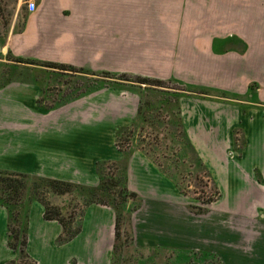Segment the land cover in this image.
<instances>
[{
  "label": "crops",
  "instance_id": "0c3cea01",
  "mask_svg": "<svg viewBox=\"0 0 264 264\" xmlns=\"http://www.w3.org/2000/svg\"><path fill=\"white\" fill-rule=\"evenodd\" d=\"M26 1L0 0L1 58L10 52L116 74H178L214 92L183 96L180 108L186 136L219 199L207 215H192L172 181L135 152L127 186L142 199L132 215L134 245L211 254L221 264H264V0H36L34 12ZM211 59L213 83L201 80L212 72ZM39 95L37 85L14 79L0 87V116L9 118L0 119V171L96 187L95 164L123 158L114 145V130L133 119L102 127L86 120L79 124L66 106L54 112L38 107ZM24 101L32 104L29 110L20 107ZM45 119H55L50 132ZM237 141L240 152L234 149ZM36 208L40 224L51 231L34 234L29 221L26 252L31 258V242L35 239L46 251L49 236L53 253L71 250L64 263L51 259L50 264H110L111 208L88 207L80 233L62 246L55 245L61 226L44 220L38 203L32 204L30 216ZM6 221L0 207V250L6 252L0 264L15 256L7 247Z\"/></svg>",
  "mask_w": 264,
  "mask_h": 264
},
{
  "label": "rangeland",
  "instance_id": "374dc122",
  "mask_svg": "<svg viewBox=\"0 0 264 264\" xmlns=\"http://www.w3.org/2000/svg\"><path fill=\"white\" fill-rule=\"evenodd\" d=\"M1 59L8 61V64L0 61V83L12 77L15 81L25 82V83L28 82L32 85H37L40 89L41 87L38 85V83L40 82L41 84L44 85L45 89L47 88L46 93L49 95L47 98L48 99L47 104L53 103L54 101H58V99L61 97L60 95L62 94V92L66 88H69V87L71 88L74 85L75 81L77 80L80 82L82 81V79H80L78 76H73L74 74H71V75L63 74L62 75L56 72H51V70H46L44 68H37L34 66H27L23 64H19L15 66V64L13 65L12 62L11 63L9 62L7 54L5 57ZM41 61H45V60H41ZM48 62H56V61H48ZM207 66L212 72L206 77L201 76L202 78L201 80L213 83L214 60L212 59L208 60ZM78 67L80 66H77V68ZM82 68L88 71H95V72L104 71V70L98 69L97 67L95 68L94 67H89V68L82 67ZM45 72L47 74H45ZM111 73L113 72L111 71ZM128 74H131V73H128ZM145 77H151V78H157V79H163V80L174 78L175 80L180 81L185 85H188L190 88L201 89L207 95L214 94L213 90H210L208 88H204L201 86L193 85L192 83L190 84L189 82L188 83L185 82L184 78L187 79L189 78L188 76L184 77L182 75L177 74L174 76H145ZM196 78L197 77H195V79ZM196 80L198 81L199 79H196ZM111 83L112 82L106 81L105 82L106 87L101 88V90L93 92L85 96H82L81 98L77 100H74V101H71L65 104L64 105L66 106L65 109L66 110L69 109V111H72L74 115L78 117V119L76 120L79 124L84 123V120H86L88 124L95 125L96 127L97 126L102 127L104 124H108V123L112 124L114 121H116V119H126V118L128 119L131 117L130 119L134 120L137 114L140 97L141 98L145 97V100H150L152 102L154 101L155 102L154 104H156V101L160 99V96H161L159 92L153 91V90H147L146 88H144V86L138 87V86H131L128 84L122 85V86L114 85L116 86L117 89H113V88H110L113 85ZM168 86L174 87L172 84H169ZM108 90H110V92H107ZM65 92L66 91H64L63 93ZM179 95L181 97L179 98V103H178L179 109H180V114L178 116L181 117V108H180L181 98L183 96H200L201 94H183V95L179 94ZM31 106L32 104L27 101L20 103V107L26 108L28 110L31 108ZM62 107L51 110V112L58 111L62 109ZM55 114L56 113H53V115ZM145 116H146V119L148 120L157 119L162 125L161 126L162 130H161V133L157 134V132L152 133L150 129L148 128L143 129V130H140L139 128H137L133 131V136L129 138V141L126 140L124 142L123 141L121 142V145L123 146V148L126 149L127 152L130 153V157L126 161L127 186H128V179H129L128 177L129 162H130L132 155L135 152H139L143 154L144 156H146L145 155L146 152H149L150 157L148 156L146 157L155 167H157L161 172L162 170L163 171L166 170L170 174L173 173L174 175H176L177 180L180 182L179 184H180V190H181L180 191L177 189V191L188 202V204L186 205V208L189 211V213L195 216L207 215L209 213L208 211L210 210L208 208L209 205L216 202L219 199L220 195L217 196L216 194H214L215 190L213 187H216V185L214 184V181L212 180L210 173L207 171V169L205 170L207 172H205L200 167H196L197 164L194 163L195 161L188 151H186L184 155V159L182 160V162L184 163L176 162L178 161L177 153L180 150L177 144L180 142V140L178 138H177L178 140L175 138L172 139L174 134L168 132V127H169L168 125H171L173 119H177L176 109H173V108L171 109L170 107L166 106L164 110L156 109L149 113H146ZM0 119H9V118L7 117V115L6 116L1 115ZM13 120H16V119H13ZM20 120L24 121L27 119H20ZM45 120L47 122L46 127L48 131L50 129L53 130L52 125H54L55 119H45ZM132 121L129 124L122 125L120 127H130ZM116 129L114 130V137H115ZM108 133L109 132L107 131L106 137L103 136V139H105L106 142H107V139L110 138L108 137L109 136ZM128 142H129V145H128ZM115 143H116V138L114 139V145L116 147ZM241 147H242V143L240 141H237L234 143V149L236 150V152H240ZM116 149L118 150L117 147ZM230 156H231V152H230ZM122 160L123 158L117 161L116 160L115 161L114 160H100V161L120 162ZM137 196L140 200H139L138 209L136 211L140 209L141 204H142V199L140 198L138 194ZM47 198L53 207L61 210L62 215H68L70 213L71 214L73 213L76 221H78L77 219L83 210H85L83 214L85 216V213L88 207H90L91 205H96V204H91L87 208L84 207L83 202L81 201V196H79L78 193H75V192H73L72 194H67L63 196L49 195L47 196ZM208 200H210L211 202L208 203ZM33 203H38V202H33ZM33 203H31L30 208H29V221L31 223V232H34L35 234L39 231H51L49 226L43 227L42 226L43 224H40L41 223L40 221L41 215L39 212L40 209L38 208L34 209L30 216V212H31L30 209ZM197 209H202L203 211L201 213H198ZM136 211L131 213V215L128 218V221H125V223L123 222L124 225L121 227V237L119 241L116 240L115 228H114V243L112 245V254L110 258V264H163V263L171 264V263H193V262L198 263V264L202 263L201 260H203L204 258L202 257L198 258V257L193 256V253H199V252H191L192 254L188 252L173 254L172 252L165 251V250L157 251V250L137 248L134 245L133 216H132ZM84 216L82 218V223H83ZM46 235L48 236V233H46ZM49 240H50L49 236L46 238V240H44V242L48 244V248L46 251H45L46 248L44 250H40L39 247L36 246L35 239L31 242L30 250L34 254V258L32 259L34 261H38L39 264H50L51 259H54V261L57 260L58 263L60 262L64 263V259L65 258L67 259V257L71 254V250L70 249H63V250L59 249L53 253L51 248H49V247H52L49 244ZM114 247L116 251L113 254ZM10 252H13V251L11 250ZM5 256H6V252L5 251L2 252V250H0V260L2 259V257L4 258ZM212 256L215 259L208 260V261H211L213 264H216L217 261L220 262V260L215 255H212ZM16 259L17 258L15 254V256L12 259H9L7 262L16 260ZM24 263L25 261H22L18 264H24Z\"/></svg>",
  "mask_w": 264,
  "mask_h": 264
},
{
  "label": "trees",
  "instance_id": "16d2710c",
  "mask_svg": "<svg viewBox=\"0 0 264 264\" xmlns=\"http://www.w3.org/2000/svg\"><path fill=\"white\" fill-rule=\"evenodd\" d=\"M18 31L17 29L15 30ZM9 62L15 66L19 64L34 66L37 68H44L56 72L58 74H67L78 76L82 81H75L74 85L70 88H66L60 95L58 101L47 104L48 94L44 85L38 83L40 88V95L37 99V106L51 111L65 104L77 100L82 96L91 94L100 90L105 86V82H112L110 88L117 89L116 86L131 85V86H144L147 90L157 91L161 94L160 99L155 102L145 100V97H140L139 106L135 119L132 121L130 127H119L116 129V147L123 153V160L120 162L111 161H99L95 165V171L98 176L99 183L96 187H89L79 184H73L66 181L49 179L44 177H38L23 173L0 171V207H3L7 213V247L16 254V260L7 262L6 264H18L25 261L24 264H35L36 262L26 252L27 235L29 227V208L31 203L38 202L43 207V218L46 221H56L62 228L61 233L55 240L57 246H61L74 239L82 229V218L85 210L80 213L78 221L75 220L73 213L68 215H62L61 210L53 207L48 200L47 196H63L78 193L81 196V201L84 207H88L91 204L102 205L111 208L115 214V236L116 240H120L121 227L125 221H128L132 212L136 211L139 206V198L136 193L131 192L127 188L126 177V161L130 157V153L123 148L121 142L128 140L133 136V131L137 128L140 130L150 129V131L161 133V123L157 119H146L145 114L153 110H164L166 106L171 109H176L177 119H173L171 125H168V132L173 133L172 139H179L177 144L180 148L177 153L176 162H182L186 151L194 159L196 167H200L203 171L206 168L203 166L200 158L191 146L186 133L183 129L182 119L179 109V94H201L207 95L201 89H193L188 85L183 84L174 78L166 80L145 77L140 75L128 74V73H111L108 71L95 72L88 71L80 67L72 65L41 61L36 59L15 57L10 52L7 53ZM45 74H47L45 72ZM72 78V77H71ZM75 78V77H74ZM90 79V80H88ZM13 78H9L6 81L0 83V87L10 83ZM71 82V81H70ZM68 82V83H70ZM172 84L174 87H169ZM174 112V111H172ZM174 114V113H172ZM171 138V137H170ZM123 139V140H122ZM165 139V138H164ZM171 139V140H172ZM177 139V140H178ZM129 145V142H128ZM131 149V148H130ZM146 156L150 157L149 152H146ZM178 167V166H177ZM162 172L167 178L172 181L176 189L180 190V182L177 180L176 175L169 173L166 170ZM207 172V171H205ZM214 188V194L220 195L216 187ZM181 191V190H180ZM213 201V200H212ZM211 201L208 200V203ZM85 208V209H86ZM195 208V207H193ZM202 209H197L198 213H201ZM124 222V223H123ZM116 249L114 247L113 254ZM192 254V253H190ZM193 256L198 258H204L200 264H213L211 261L215 259L210 254L193 253ZM195 259V258H194ZM197 259V258H196ZM198 261V260H197ZM216 264H220L217 261Z\"/></svg>",
  "mask_w": 264,
  "mask_h": 264
},
{
  "label": "built area",
  "instance_id": "2783aa9c",
  "mask_svg": "<svg viewBox=\"0 0 264 264\" xmlns=\"http://www.w3.org/2000/svg\"><path fill=\"white\" fill-rule=\"evenodd\" d=\"M38 5L36 3V0H27L26 1V8L29 12H34L37 9ZM239 147V146H237ZM236 151V150H235ZM236 155L234 151H231V156L233 157Z\"/></svg>",
  "mask_w": 264,
  "mask_h": 264
}]
</instances>
